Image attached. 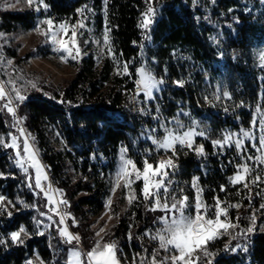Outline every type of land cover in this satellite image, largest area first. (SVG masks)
Returning a JSON list of instances; mask_svg holds the SVG:
<instances>
[{
    "label": "trees",
    "instance_id": "16d2710c",
    "mask_svg": "<svg viewBox=\"0 0 264 264\" xmlns=\"http://www.w3.org/2000/svg\"><path fill=\"white\" fill-rule=\"evenodd\" d=\"M88 1L45 0V3L49 15L76 16L75 10ZM100 3L101 0H93V8H98ZM104 3L105 18L98 16L97 25L100 28L103 22L105 28L111 29L110 52L117 55L113 59L120 66L129 62L132 74L121 71L113 75L106 62L95 68L90 58H84L76 66L73 79L65 87L55 88L51 98L46 99L31 89L19 108L21 121L34 138L32 142L40 161L63 191L70 216L78 221L76 227L83 241L88 236L89 216L103 208L106 177L113 172L118 153L122 147L127 148L126 156L142 168L141 154L153 149L147 144L146 130L158 127L152 118L156 103L166 100L168 108L159 114L162 120L171 119L183 109L189 115H181L180 119L186 125L195 121L198 131L205 132V137H196V145H204L203 156L177 145L174 186L182 187L190 200L192 178L199 177L198 186L203 189L202 199L207 204H213V197L219 195L221 200L241 205L229 209L233 222L237 216L241 217L240 228L249 226L252 212L256 211L252 233L235 240L224 235L208 244L214 254L210 257L213 264H241L246 255L243 264H264V209L260 207L264 204V185L250 186V206L248 189L229 184V177L240 163L235 148H225L221 154L212 145V140L222 138L229 131L238 133L241 128L248 129L256 105L260 103L264 107V101L259 99L264 95V69L256 59L257 51L264 47V2L153 0L157 14L150 40L144 39L145 32L137 20L138 16L142 19L146 10L145 0H104ZM35 19L32 10H0V30L6 33L28 30ZM140 66L151 68L157 78L165 81L148 114L139 111L143 96H130L138 78L135 69ZM176 81H182V86ZM224 91L231 94V99L223 98ZM216 94L221 95L220 101L214 99ZM52 130L58 133L60 148L51 142ZM9 132L14 133L11 115L0 101V135L6 143ZM10 157L9 148L0 146V172L7 177L0 179V194L14 201L17 209L14 212L8 206L11 218L0 215V237H10L21 226L27 234H21L23 243L9 240L0 244V264H64L68 245L56 230L48 233L44 226L48 218L41 215L47 212L44 207L47 200L42 194L34 195ZM154 158L152 150L149 162L153 163ZM221 185L227 187L226 192L220 191ZM137 187L138 183L135 187L138 199L114 226L113 237L122 264H133V258L138 253L144 256L145 250L146 259H151V253L159 247L158 241L145 235L146 231L155 233L160 227L155 223L157 214L149 213L146 206L151 201L145 203ZM123 201L124 190L120 185L111 203L112 213H118ZM239 231L236 229L233 235ZM244 240L248 241L247 251L225 250L230 241L241 245ZM165 255L160 250L158 259ZM135 264H139V257Z\"/></svg>",
    "mask_w": 264,
    "mask_h": 264
},
{
    "label": "snow or ice",
    "instance_id": "6c2138e0",
    "mask_svg": "<svg viewBox=\"0 0 264 264\" xmlns=\"http://www.w3.org/2000/svg\"><path fill=\"white\" fill-rule=\"evenodd\" d=\"M27 3L30 7L35 5V11L37 12L41 11V8L46 10L48 7L45 0H27ZM145 4L146 10L142 13L140 27L145 32L144 39L150 40L151 26L155 22L157 10L153 7V0H145ZM91 11L90 8L85 6L84 9L80 10L81 18L75 24L60 23L58 28L50 18L41 21L42 24L47 25V30L42 32V35L47 38L55 51L64 54L62 59L70 58L76 60L81 56L79 37L83 35L81 30L87 29L88 21V16L84 15V13ZM37 30H39V25ZM110 31L111 29L106 27L103 35V43L108 45L109 49L111 48L108 35ZM142 47L143 45H141ZM110 54L114 59H117L115 52ZM8 63L10 64L11 62L9 61ZM258 66L264 69V51L259 55ZM117 71L118 74L121 71L125 75L132 74L127 61L122 66L118 65ZM166 71L167 69L165 68ZM135 72L138 77L134 81L136 97L143 96V100L140 101L142 107H140L139 111L142 114H148L151 111L152 103L157 102V96L162 91L160 86L165 81L163 78H157L149 67H137ZM176 83L182 86L183 82L176 81ZM11 84L12 91L15 92L14 99L23 101L25 96L20 94L15 81H11ZM32 86L35 87L34 84ZM222 96L224 99H231V94L228 91H224ZM221 98L220 94L214 95L216 101H220ZM4 99L7 100V103L3 105V108H6L7 112L15 117V110L11 106L13 97L6 93L3 83L0 82V100ZM259 99L264 101V95H261ZM205 100H208V97H205ZM160 111L159 104L156 103V114L152 118L157 121L158 127L146 130V138L150 140L156 152L163 150L165 154L171 152L172 155L167 156V158H157L156 163L153 164L149 162L152 150L146 149V154L143 157V168L140 169L131 158L126 157L127 148L122 147L121 163L117 169L116 187L120 186V180L124 181L123 187L129 190L127 199L130 205L138 199L132 185L142 181L140 194L143 199L152 202L151 210L159 209L164 213L163 216L156 218L155 223L159 224L160 227L157 228L155 233L145 232L146 236H150L152 240L159 242L158 249L153 250L151 259H146L147 250H145L144 256L138 253L133 258V264H135L137 257H139V264H169V262L170 264H213L210 257L214 254L209 251L208 244L224 235H229L235 240L240 236L246 237L249 233H252L255 230L256 211L252 212L249 226L240 228L239 221L241 217L237 216L235 222H233L229 216V209H238L241 205L221 200L219 195L213 197V204H207L202 199L203 189L198 186L199 177H193L191 187L194 189L195 195L192 207L195 210V214H186L189 208V197L184 193L182 187L179 185L174 187L176 182L172 179L178 167L174 162V157L177 155V145L180 148H187L195 152L198 156H203L204 145H196V137H205V132L203 130L198 131L199 125L195 121H192L190 125H186L180 119L181 115H189L183 109L176 116L166 120L161 119ZM225 111H227V108ZM12 127L19 132V135L9 132L7 135L10 137V143H6L4 136L0 135V146L15 150V155L10 157V160L25 174L27 186L32 189L36 196L43 193L44 198L47 200L44 207L50 212L59 215L58 223L55 221L54 223H57V231L62 242L70 246L67 249L64 264H121V260L117 255L120 249L116 241L105 240L102 235V233H105L104 228L95 233L94 242L88 250L85 251L81 248L80 235L72 233L66 226L65 217L71 218L73 226H76L75 218L71 217L70 213H61L59 211V205H66L67 201L64 199L54 201L55 193L51 188V183L49 182L48 186L45 187L44 182L48 181L47 168L40 161L34 142L30 143V134L26 133L22 127H19L18 121ZM157 132H163V135L158 137ZM32 140L34 141V138ZM246 142L250 143L251 149L257 153L256 155L249 151ZM212 145L221 154L225 148H235L240 158V163L236 164L233 175L229 177V183L232 186L242 185L243 188L248 189L249 205L251 206L250 186L264 183V168L261 167L264 166V107L260 103L256 105L255 113L248 129L241 128L238 133L229 131L222 138L212 140ZM29 169H32L31 173ZM254 172L256 173L255 176H253ZM4 178L7 177L3 172H0V179ZM114 191L115 187L113 188ZM220 191L226 192L227 187L221 185ZM257 195H260V193L258 192ZM111 203L112 201L109 199L106 207L110 206ZM9 205L13 208L16 207L14 201L0 194V215L6 214L11 218L12 212L8 210ZM260 207L264 209V204H261ZM41 215H45L49 220H52V216L48 215L47 212H42ZM61 225H64V227H60ZM236 229H240V231L233 235ZM22 233L27 234L24 226H21L17 231H12L8 238L0 237V244H7L9 240L14 244L23 243L21 239ZM131 238V233H129V239ZM238 249L247 251V247L239 243L233 245L230 241L229 244L225 245L226 251L235 252ZM160 250H163L166 255L158 259Z\"/></svg>",
    "mask_w": 264,
    "mask_h": 264
},
{
    "label": "rangeland",
    "instance_id": "374dc122",
    "mask_svg": "<svg viewBox=\"0 0 264 264\" xmlns=\"http://www.w3.org/2000/svg\"><path fill=\"white\" fill-rule=\"evenodd\" d=\"M85 6L90 8L92 11L84 13V15L88 16V21H87V29L81 30L83 32V35L79 37V42L81 46V56L78 57L76 60H72L70 58L62 59V56H64V54L55 51L54 47L48 42L47 38L44 35H42V32L47 30V25L42 24L41 21L45 20L46 18H50L55 22V26L57 28L60 23L66 22L69 24H75L76 21L81 18L80 11L75 12L76 16H67L65 20H61L59 19L58 16L54 17V14L49 15L47 9L45 10L41 8V11L39 12L35 11V5L30 7L29 4L27 3V0H0V10H6L11 12H25L27 10H32L36 15L34 25L28 30L17 29L9 33L0 30V82L3 83L6 93H9L13 97V103L11 106L15 110V117H13L11 113H9L11 115V127L12 125L16 124L18 121L19 127H22L26 133L30 134V143H32L31 132L23 125L19 115V108L23 102L14 99L15 92L12 91L11 81H15L16 87L19 89L20 94L23 96H26L29 93V91L32 89L36 94H39L40 96L45 97L46 99H49L51 98V93L55 88L61 89L65 87L70 80L73 79L76 66L78 64H81L84 58H90L93 61L95 68H100V66L106 62L109 66V70L111 71V74L115 75L118 73L117 71L118 65L116 64L112 55L110 54L111 52L109 46L103 43V35L105 30L104 23L102 22L100 28L97 25L98 16L102 20H104L105 18L104 0H101V3L98 8H93V5L92 6L87 5L86 2V4H83L78 9L82 10L85 8ZM137 18H138L137 19L138 22H141L140 17L138 16ZM38 25H39V30H37ZM61 35L63 34L61 33ZM262 51H264V47L260 48L256 53V59L258 60V63H259V55ZM11 53H14L15 56L12 57ZM9 61L11 62L10 64L8 63ZM33 84L35 85V87L32 86ZM135 95L136 92H133L132 90V92H130L131 98L132 97L134 98ZM0 101L2 102L3 105L7 103V100L6 102L3 100ZM13 129H14V133L12 134L19 135V132L15 128ZM50 139L53 145L60 148V139L58 138L57 132H54L52 130L50 133ZM7 143H10V137ZM246 144L249 148V151L252 152L253 155H256L257 153H255V151L251 149L250 143L246 142ZM152 147H153L152 150L155 154V158H154L155 160L153 164L156 163L157 158H167V156H170L169 155L170 152H168L167 154H165L163 150H161L160 152H156L155 147L153 145ZM9 152L11 154V157L15 155L14 149L9 148ZM120 155H121V150L118 153L116 165L113 172L108 174V176L106 177L107 196L104 199L102 210L96 215L89 216L88 220L86 221L89 231H88V236H86L84 241L81 231H79L76 227L78 226L77 219H75L76 226H73L70 217H68V219H65L66 226L69 228V230L74 234L78 233L80 235L81 237L80 246L85 251L88 250L89 247L92 245V243L94 242L95 233L99 231L101 228L105 229L106 235L105 233H102L105 240L108 241L114 240L113 237L114 226L117 223V220L119 219L120 215H122L130 206L127 199V195H129V190L123 187L124 181L120 180L119 184L122 185L124 190L123 204L121 205L118 213L115 212L112 213L111 205L106 207L107 201L109 199L113 201L114 197L117 194V190H118V187H116L117 169L119 168L121 163ZM12 164L15 166L13 161ZM261 167L264 168V166ZM68 171L71 174V170L68 169ZM20 172L24 175L25 178V174L21 170ZM29 172L31 173L32 169H29ZM47 174H48V181L44 182L45 187L48 186L49 182L51 183V188L55 193L53 197L54 201L56 197L64 199L63 191L58 187L57 184L55 186L54 184L55 182L51 180L48 171ZM255 175L256 173L254 172L253 176ZM172 179L174 180V177H172ZM137 183H138L137 188L140 190L142 187V181ZM137 183L132 185L134 189ZM260 184L264 185V183H260ZM114 187H115V191L113 192ZM191 190H192L191 191L192 199L189 200V208L187 209L186 214L194 215L195 210L192 207V205L194 204L195 192L192 187ZM41 194L43 195V193ZM146 202L148 201H145V203ZM149 204H150L149 207L148 206L146 207L150 214H157V217L164 215V213L159 209L155 211L151 210L152 202H150ZM11 209L14 212L17 211L16 207L15 208L11 207ZM46 210L52 216V220L49 219L47 220V222L44 225L45 228L47 229L48 233H50L51 230L57 231V223L60 219L59 215L50 212L48 209ZM69 210H70V206L69 203L67 202V204L64 205L63 213H70ZM109 217H111V219H109ZM54 221L57 223H54ZM60 227H64V225H61ZM69 247L70 246L68 245V248ZM244 260L242 261L241 264H243Z\"/></svg>",
    "mask_w": 264,
    "mask_h": 264
},
{
    "label": "built area",
    "instance_id": "2783aa9c",
    "mask_svg": "<svg viewBox=\"0 0 264 264\" xmlns=\"http://www.w3.org/2000/svg\"><path fill=\"white\" fill-rule=\"evenodd\" d=\"M90 5H93V0H90ZM81 9H77L75 12H78V11H80ZM55 16H57V15H54V17ZM59 17V19H61V20H65L66 19V15L65 16H58ZM133 92H136V85L134 86V88H133ZM3 101H5L6 102V99H4ZM159 107H160V113L159 114H161V112L163 111V110H165L166 108H167V101L166 100H161L159 103ZM144 155L145 154H142V159H143V157H144ZM45 184V183H44ZM56 184L57 183H55V186H56ZM61 198H58V197H56V199H55V201H58V200H60ZM63 209H64V204H61V205H59V211L61 212V213H63ZM65 219H68V217H65ZM247 240H244L243 242H242V246H247ZM241 252H244L243 250H240Z\"/></svg>",
    "mask_w": 264,
    "mask_h": 264
},
{
    "label": "bare ground",
    "instance_id": "6f19581e",
    "mask_svg": "<svg viewBox=\"0 0 264 264\" xmlns=\"http://www.w3.org/2000/svg\"><path fill=\"white\" fill-rule=\"evenodd\" d=\"M87 5H90V1L87 3ZM90 6H92V5H90Z\"/></svg>",
    "mask_w": 264,
    "mask_h": 264
}]
</instances>
